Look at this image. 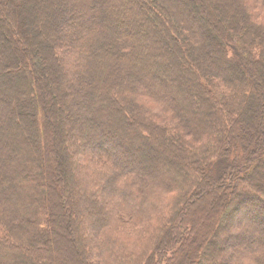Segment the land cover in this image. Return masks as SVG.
I'll return each mask as SVG.
<instances>
[{
	"label": "trees",
	"instance_id": "trees-1",
	"mask_svg": "<svg viewBox=\"0 0 264 264\" xmlns=\"http://www.w3.org/2000/svg\"><path fill=\"white\" fill-rule=\"evenodd\" d=\"M0 264H264V0H0Z\"/></svg>",
	"mask_w": 264,
	"mask_h": 264
},
{
	"label": "rangeland",
	"instance_id": "rangeland-1",
	"mask_svg": "<svg viewBox=\"0 0 264 264\" xmlns=\"http://www.w3.org/2000/svg\"><path fill=\"white\" fill-rule=\"evenodd\" d=\"M104 71H106V69L104 68ZM85 126V125H84ZM148 163H150L151 164V162H148ZM146 165H148V164H146ZM60 261V260H59Z\"/></svg>",
	"mask_w": 264,
	"mask_h": 264
}]
</instances>
